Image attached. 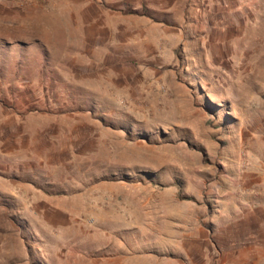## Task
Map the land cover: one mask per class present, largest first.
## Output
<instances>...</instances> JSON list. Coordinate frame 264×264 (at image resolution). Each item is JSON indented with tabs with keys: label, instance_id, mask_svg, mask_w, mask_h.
<instances>
[{
	"label": "rangeland",
	"instance_id": "374dc122",
	"mask_svg": "<svg viewBox=\"0 0 264 264\" xmlns=\"http://www.w3.org/2000/svg\"><path fill=\"white\" fill-rule=\"evenodd\" d=\"M0 264H264V0H0Z\"/></svg>",
	"mask_w": 264,
	"mask_h": 264
},
{
	"label": "bare ground",
	"instance_id": "6f19581e",
	"mask_svg": "<svg viewBox=\"0 0 264 264\" xmlns=\"http://www.w3.org/2000/svg\"><path fill=\"white\" fill-rule=\"evenodd\" d=\"M201 119H202V118H201ZM174 206H175V205H174ZM174 206H173V207H174ZM175 208H176V207H175ZM177 210H178V209H177ZM178 213H179V212H178Z\"/></svg>",
	"mask_w": 264,
	"mask_h": 264
}]
</instances>
